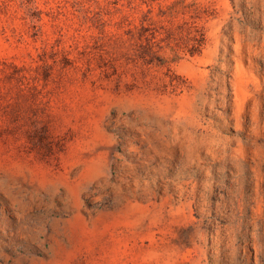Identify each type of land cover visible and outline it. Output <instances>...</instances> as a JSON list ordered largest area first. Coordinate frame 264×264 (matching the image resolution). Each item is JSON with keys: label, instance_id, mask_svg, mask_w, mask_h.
Listing matches in <instances>:
<instances>
[{"label": "rangeland", "instance_id": "1", "mask_svg": "<svg viewBox=\"0 0 264 264\" xmlns=\"http://www.w3.org/2000/svg\"><path fill=\"white\" fill-rule=\"evenodd\" d=\"M0 264H264V0H0Z\"/></svg>", "mask_w": 264, "mask_h": 264}]
</instances>
